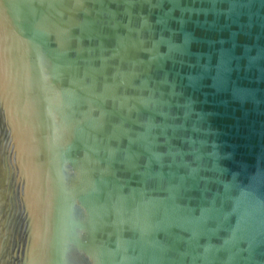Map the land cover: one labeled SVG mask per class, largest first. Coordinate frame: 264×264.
Segmentation results:
<instances>
[{
  "label": "water",
  "instance_id": "95a60500",
  "mask_svg": "<svg viewBox=\"0 0 264 264\" xmlns=\"http://www.w3.org/2000/svg\"><path fill=\"white\" fill-rule=\"evenodd\" d=\"M0 264H264V0H0Z\"/></svg>",
  "mask_w": 264,
  "mask_h": 264
}]
</instances>
